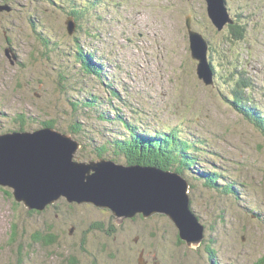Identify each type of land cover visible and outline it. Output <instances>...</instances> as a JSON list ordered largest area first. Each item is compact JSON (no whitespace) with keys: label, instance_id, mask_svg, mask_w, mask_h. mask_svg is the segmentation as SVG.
I'll use <instances>...</instances> for the list:
<instances>
[{"label":"rangeland","instance_id":"obj_1","mask_svg":"<svg viewBox=\"0 0 264 264\" xmlns=\"http://www.w3.org/2000/svg\"><path fill=\"white\" fill-rule=\"evenodd\" d=\"M0 2L13 11L0 15V135L54 122L80 142L75 161L129 165L117 144L130 127L145 138L177 129L197 157L180 174L205 227L190 247L164 213L118 222L110 209L65 198L37 212L0 185V264H264V134L229 102L241 90L264 114V0H226L224 32L203 0ZM187 18L209 43L212 86L197 76ZM237 22L244 40L232 37ZM79 50L104 79L86 74Z\"/></svg>","mask_w":264,"mask_h":264},{"label":"water","instance_id":"obj_2","mask_svg":"<svg viewBox=\"0 0 264 264\" xmlns=\"http://www.w3.org/2000/svg\"><path fill=\"white\" fill-rule=\"evenodd\" d=\"M203 1L218 32L233 23L226 0ZM11 10L9 4H0V12ZM67 24L69 34L74 35L77 31L75 18L69 17ZM186 25L191 55L198 63L197 76L206 86H212L215 74L206 59H209V43L201 33L193 30L189 18ZM10 54L11 48H8L6 55ZM81 149L80 142L71 135L51 127L2 134L0 185L13 187L16 200L36 211H44L65 198L70 204L110 209L118 222L139 213L145 218L164 213L190 247L202 242L205 227L191 210L190 184L179 171L153 165H126L105 158L90 163L75 161ZM19 172L22 176H18ZM158 189H162L160 194L154 192Z\"/></svg>","mask_w":264,"mask_h":264},{"label":"trees","instance_id":"obj_3","mask_svg":"<svg viewBox=\"0 0 264 264\" xmlns=\"http://www.w3.org/2000/svg\"><path fill=\"white\" fill-rule=\"evenodd\" d=\"M0 4L5 5L9 4V2H0ZM12 13V10L10 12L3 11L0 12V15H11ZM71 15L76 17L77 20L81 17L78 13H73ZM230 28L234 39H245L248 29L246 30L244 26L236 24ZM78 55L87 75L99 80L104 79V67L95 60L92 54H85L83 50H79ZM242 93L241 90H234L229 101L232 108L252 122V124L264 134V114L258 111L257 107H253L252 100L245 95L243 96ZM93 102L95 103L97 100L94 99ZM249 103H251V105H249ZM44 127L53 128L55 125L54 122H46L44 123ZM72 128H74L76 132L79 130V127L73 126ZM135 130V128L130 127V139L121 140L117 144L120 152L128 158V163L130 164L153 165L161 169H170L171 166L176 165L177 170L181 173L184 167L190 166L194 160H197V157L190 156V154H192L191 151L194 149L193 144L190 143L188 139H183L181 137V131L177 129L155 135L153 138L140 136ZM211 180L215 182L216 178L211 176Z\"/></svg>","mask_w":264,"mask_h":264},{"label":"flooded vegetation","instance_id":"obj_4","mask_svg":"<svg viewBox=\"0 0 264 264\" xmlns=\"http://www.w3.org/2000/svg\"><path fill=\"white\" fill-rule=\"evenodd\" d=\"M203 2H205V1H203ZM205 3H206V2H205ZM237 24H238V25H241V26H244L243 24H240L239 22H237ZM229 27H231V26H229ZM73 229L76 230V227L73 226L71 230H73ZM71 230H70V233L72 232L71 234H72V236H73V233H74V232L71 231ZM108 231L114 233V232L116 231V229H115V227H114L113 225H111V227H110V229H109ZM143 251H144V252H143ZM143 251L141 250L140 256H141L142 254L145 256V250H143ZM155 256H156V258L158 257L157 255H155ZM155 264H159V262L155 261Z\"/></svg>","mask_w":264,"mask_h":264},{"label":"bare ground","instance_id":"obj_5","mask_svg":"<svg viewBox=\"0 0 264 264\" xmlns=\"http://www.w3.org/2000/svg\"><path fill=\"white\" fill-rule=\"evenodd\" d=\"M207 59V58H206ZM22 176V175H21ZM62 199V198H61ZM81 205H83V204H81ZM87 205H91V204H87ZM38 212V211H37Z\"/></svg>","mask_w":264,"mask_h":264}]
</instances>
